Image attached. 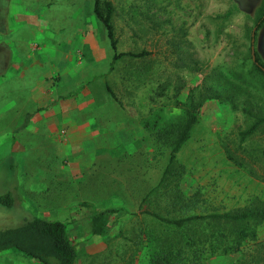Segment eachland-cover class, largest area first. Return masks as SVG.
<instances>
[{
  "label": "rangeland",
  "instance_id": "1",
  "mask_svg": "<svg viewBox=\"0 0 264 264\" xmlns=\"http://www.w3.org/2000/svg\"><path fill=\"white\" fill-rule=\"evenodd\" d=\"M39 1L42 0H30L32 5L25 9L19 4V0H0V20L6 19L7 28L19 27L20 21L13 24L9 21V17H14L15 14L20 15L21 19L32 21V29L27 31L30 36L29 43L32 42L40 48L33 50L29 44V53L36 57L47 52V56H51L53 47L47 40L56 29L55 26L48 25H56L57 14L69 11L73 1L48 0L49 12L47 14L46 11V15L41 14L37 8ZM112 1L116 6L113 23L117 50L139 51L145 48L150 54L144 58L122 57L112 62V50L105 30L91 12L93 1L83 0V29L87 27L86 22L91 23L98 44L106 45L109 50L106 60L99 63V68L108 70L113 67V73L109 69L107 75L102 72H98V75L87 72L91 75L84 78L85 82L89 83L90 88L93 86L94 90H97L96 83L103 90L106 84L109 85L115 100L129 108L139 118V122L143 118L151 117L149 107L158 110L162 106L166 111H161L165 113V120L178 117L181 114V104L187 102L190 88L194 95L206 87L219 92L224 100L209 98L203 101L197 113V122L193 125L188 139L175 154L174 169L182 168L178 185L187 195L199 191L203 200L201 204L216 207L220 211L243 206L254 198L264 201V123L240 144L238 140V132L253 120L242 109L264 115V75L254 70L251 58L255 54L264 66V0H151L153 3L148 0L151 4L147 0ZM149 5L150 11L156 13L159 23L154 35L151 32L144 34L136 24L126 21L129 10L145 11ZM262 14L261 23L255 27L257 18ZM45 16L47 22L44 21ZM69 21V16L60 19V23L65 25ZM147 25V22H143V26ZM2 26L0 23V27ZM6 31L4 27L0 29V196L7 195L12 203L7 206L0 202V230L17 226L24 218L32 216L58 220L65 224L67 234L75 246V264H123L120 256L127 257V253L132 250H128L123 236H130L132 229L146 218L140 211L153 210V201L154 208L159 213L163 214V208H167L166 200L162 196L155 199L150 195L149 202H140L160 178L167 162V147L160 146L147 131L145 141L139 142V152L129 156L122 155L114 165L119 169L118 173L103 177L101 182L111 181L112 188L105 190L102 197L114 195V199L106 206L120 209L118 213L110 216L114 220L108 235L91 236L88 231L89 223L84 219L86 213L81 214L80 210L90 213L92 205L85 202L88 205L82 206L81 199L78 198L70 199V202L76 204L75 207H68L62 214L60 212L56 215L53 210L49 214H42L44 207L55 198L51 196V192L58 191L61 183L58 185L52 180L48 191L42 194L37 190L43 189V182L37 180L38 175L35 172L27 173L25 170L26 157L31 151L28 148L33 144V137L30 140L20 135L24 134L25 129L29 130L30 126L29 123L28 126H22L24 116L19 113V107L29 99L25 89L19 86V77L8 78L14 71L9 68L5 70V67H9V60L24 64L26 61L20 59L17 50L14 48L15 52L13 51L12 43L2 36ZM79 38L82 37L77 31L69 48L72 56L76 48L83 56L87 53ZM46 43L48 44L45 45ZM77 55L75 54V58ZM82 60L84 63V58ZM90 62H93L92 59L89 58L88 61L86 58L87 66ZM138 67L143 71L139 73L135 69ZM192 67L197 70H189ZM29 69L33 73L32 77L36 75L38 67ZM161 85L168 86L164 97L156 95ZM177 85H182V88L175 99L171 95ZM75 90H69L71 92L68 91L63 97L72 96ZM98 96L103 97L104 94ZM105 97L101 99H109L107 94ZM113 103L115 104L112 108H108L106 104L107 113L113 118L125 120L124 112L116 109L117 102ZM49 107L48 105V108L44 107L45 110H40L45 117L48 116ZM59 125L60 123L50 124L47 127L52 130L54 137H57L55 129L61 128ZM26 135L30 136V133ZM116 138L107 137L106 142L100 143L84 140L78 147L83 149L84 159L90 161L91 151L95 147L97 150L105 144L117 145ZM121 139L126 138L122 136ZM127 144L128 148L125 149L130 150V146L136 147L138 143L137 140L122 143L123 147ZM62 149L66 158L76 154L74 145H65ZM56 162L57 160L55 164ZM173 179L172 176L168 178L170 185L174 183ZM22 189L30 190L31 195H26ZM75 195L83 196L79 193ZM70 210L77 213L73 219L67 213ZM256 240H264V219L257 227ZM240 255L239 252L213 255L200 264H234ZM0 264L39 263L14 249H7L0 251ZM134 264H145L142 250L136 252Z\"/></svg>",
  "mask_w": 264,
  "mask_h": 264
},
{
  "label": "trees",
  "instance_id": "2",
  "mask_svg": "<svg viewBox=\"0 0 264 264\" xmlns=\"http://www.w3.org/2000/svg\"><path fill=\"white\" fill-rule=\"evenodd\" d=\"M92 1V13L105 30L112 50V62L122 57L144 58L150 54L145 48L139 51H118L113 23L116 15L115 4L112 0ZM147 3L151 4L148 0ZM127 15L126 21L136 24L144 34L151 32L154 35L157 32V15L150 11V5L145 11L129 10ZM262 19L263 14L257 18L255 27L259 26ZM143 22L148 25L143 26ZM251 58L254 70L264 75V66L257 56L253 54ZM135 69L139 73L143 71L140 67ZM189 70L195 71L197 68L192 67ZM167 88V85H161L156 95L164 97ZM181 88L182 85L174 86L171 96L176 99ZM209 98L224 100V96L213 91L211 87L204 88L197 95L190 88L187 102L181 104L182 108L177 103L181 111L178 117L163 119L165 113L161 111H166L160 106L158 110L149 107L151 117L140 120L143 128L155 141L168 150L167 162L158 182L145 193L140 202H149L150 195L155 199L162 196L166 200L167 208H163L164 213L161 214L155 210L153 201V210H139L146 218L132 229L130 236H123L128 250L132 249L127 257L120 256L123 264H134L136 252L139 250L144 253L145 264H200L207 257L236 252L241 255L234 264H264V240H256L257 227L264 219V201L254 198L243 206L220 211L216 207L201 204L203 200L199 191L187 195L178 185L182 168L181 171L174 169L175 154L197 122L199 107ZM242 111L253 120L238 132L239 144L264 123V115L252 113L248 109ZM167 113L169 114L168 111ZM171 176L174 183L170 185L168 178ZM0 202L7 206L11 204L7 195L0 196ZM119 211V208L114 207L92 210L88 221L90 234L100 237L108 235L114 220L110 218ZM7 249H14L39 264H75L77 255L63 222L36 216L24 218L17 226L0 230V251Z\"/></svg>",
  "mask_w": 264,
  "mask_h": 264
},
{
  "label": "crops",
  "instance_id": "3",
  "mask_svg": "<svg viewBox=\"0 0 264 264\" xmlns=\"http://www.w3.org/2000/svg\"><path fill=\"white\" fill-rule=\"evenodd\" d=\"M71 1L73 2L69 11H64L63 14L60 12L55 17L58 19L56 25H48V27L55 26L56 29V32H51L52 36L47 40L53 47L51 56H47V52L44 55L38 54L36 57L31 52L29 53V44L33 50L40 48L32 42L29 43L30 36L27 34V31L32 29V21L26 18L21 19L20 15L15 14L14 17L8 16L9 21L12 24L13 22L20 21L19 27L7 28V25H5L6 19L0 20V23L3 24L0 29L4 27L7 30L3 34L1 33L2 36L6 41L12 43V49L14 52L15 49L17 50L20 59L26 61L24 64V62L19 63L9 60V67H5V70L9 68V70L14 71V74L7 76L8 78L19 77V86L21 89H25L24 91L29 99L19 107V113L24 116L22 126H28V123L30 126L29 130L25 129L24 134L20 133V135L26 136L30 140L33 137V144L28 148L31 151L26 157L25 170L27 173L35 172L38 175L37 180L43 182V189L37 190L42 194L48 191V186L51 185L52 180L55 181V184L58 183L59 185L61 183L58 191L51 192V196L55 198H53L52 203H48L44 207L41 211L42 214H47V212L49 214L52 210L56 215L60 212L62 214L68 207H75L76 204L74 205L70 202V199L73 198L81 199L82 206L90 203L92 210L108 208L106 204L114 199V195L112 194L104 198L102 197V193L112 188L111 181L101 182V180L104 179L103 177L114 176L115 173H118L119 169L114 167L117 160L122 155L129 156L135 152H139L141 148L140 143H143L147 136V131L140 124L139 118L129 108L125 107L118 100H115V96H113V91L109 85L106 84L103 90L96 83L97 90H94L93 86L90 88L89 83L85 82L84 78L87 75H91V73L87 72L96 73L97 75L98 72H102L104 75H107L109 69L113 73V67L108 68V70L107 68L100 70L99 63L106 60L109 50H107L106 45L98 44L94 36V29L90 26L91 23L86 22L87 27L83 29L82 12L85 7L82 4L83 0ZM23 2H26V4ZM19 4L25 9H29L32 5L30 0H19ZM49 4L48 0L47 2L46 0L39 1L37 8L40 9L41 14L46 15V11L48 14ZM10 13H12V10ZM66 16H69V23L66 25L65 23H60V19ZM44 21L47 22L46 16ZM77 31L82 37L79 40H81L83 47H86L87 53L83 56L82 52H79L76 48L73 50L76 55L78 54L75 58V54L73 56L70 54L71 50L69 48L71 42L75 40ZM76 40L78 41V39ZM86 58L88 61L89 58L93 61L90 62L89 66L86 64ZM33 66L38 67V71L32 77L33 73L30 72L31 69L29 68H33ZM15 70H17L16 73ZM74 89L76 90L75 92L72 91V96L63 97L69 90ZM76 92L79 94L75 95ZM98 94H104L103 97L107 94L109 99L105 101ZM113 101L117 102L116 109L121 110L122 113L124 112L126 116L125 120L113 118L112 115L107 113L105 106L108 104V108H112V105L115 104ZM48 105L50 109H48V116L45 117L43 115L44 112H40V110H45L44 107L47 106L48 108ZM38 111L39 113L35 114ZM64 119H68L69 121H64ZM57 123H60L61 128L55 129V136L57 137H54L52 130L47 127L50 124L56 125ZM26 133H30V136L26 135ZM122 136L126 139L122 140ZM107 137H117L115 141L118 144H105L97 150V147H95L94 151H91L90 161L85 160L83 149H79L78 144L84 140L89 142L99 141V143L106 142ZM136 140L137 146H130L132 147L130 150L125 149L128 148V144L125 147L122 145L123 142L130 143ZM65 145H74L76 147L74 157H65L62 149ZM55 160H57L56 164ZM22 190L24 191L25 189ZM24 192L28 196L32 193L30 190H25ZM99 192L101 197H99ZM76 193L83 196L75 195ZM85 199L87 200L84 201ZM74 211L70 210L67 212L72 219L74 215L77 216V213L74 214ZM80 212H82L81 214L86 213L84 219L89 221L91 212H85L83 209ZM91 236L95 235L91 234ZM97 237L100 236L97 235Z\"/></svg>",
  "mask_w": 264,
  "mask_h": 264
},
{
  "label": "flooded vegetation",
  "instance_id": "4",
  "mask_svg": "<svg viewBox=\"0 0 264 264\" xmlns=\"http://www.w3.org/2000/svg\"><path fill=\"white\" fill-rule=\"evenodd\" d=\"M263 14H264V11H263Z\"/></svg>",
  "mask_w": 264,
  "mask_h": 264
}]
</instances>
